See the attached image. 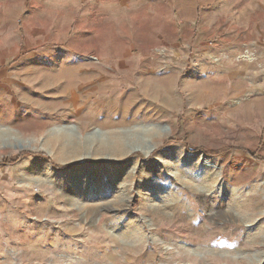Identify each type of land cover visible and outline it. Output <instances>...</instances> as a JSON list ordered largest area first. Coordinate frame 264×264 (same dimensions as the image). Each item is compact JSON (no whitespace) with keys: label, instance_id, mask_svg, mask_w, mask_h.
Segmentation results:
<instances>
[{"label":"rangeland","instance_id":"obj_1","mask_svg":"<svg viewBox=\"0 0 264 264\" xmlns=\"http://www.w3.org/2000/svg\"><path fill=\"white\" fill-rule=\"evenodd\" d=\"M9 3L0 264H264V0Z\"/></svg>","mask_w":264,"mask_h":264},{"label":"crops","instance_id":"obj_2","mask_svg":"<svg viewBox=\"0 0 264 264\" xmlns=\"http://www.w3.org/2000/svg\"><path fill=\"white\" fill-rule=\"evenodd\" d=\"M4 3H8L7 5H9L10 3H9V0H8V2H6L5 0H0V9H1V7L2 6H4ZM0 13H1V10H0ZM15 15H17V14H15ZM17 17V16H16Z\"/></svg>","mask_w":264,"mask_h":264},{"label":"water","instance_id":"obj_3","mask_svg":"<svg viewBox=\"0 0 264 264\" xmlns=\"http://www.w3.org/2000/svg\"><path fill=\"white\" fill-rule=\"evenodd\" d=\"M202 156H203L205 159H208V156H207V155L202 154Z\"/></svg>","mask_w":264,"mask_h":264},{"label":"trees","instance_id":"obj_4","mask_svg":"<svg viewBox=\"0 0 264 264\" xmlns=\"http://www.w3.org/2000/svg\"><path fill=\"white\" fill-rule=\"evenodd\" d=\"M256 159L259 160V161L263 160L262 158H256Z\"/></svg>","mask_w":264,"mask_h":264},{"label":"bare ground","instance_id":"obj_5","mask_svg":"<svg viewBox=\"0 0 264 264\" xmlns=\"http://www.w3.org/2000/svg\"><path fill=\"white\" fill-rule=\"evenodd\" d=\"M203 158H204V157H203ZM205 160H208V159H205V158H204V161H205Z\"/></svg>","mask_w":264,"mask_h":264}]
</instances>
